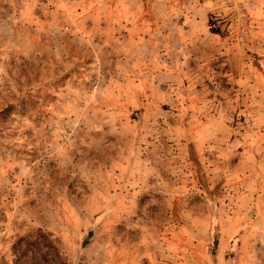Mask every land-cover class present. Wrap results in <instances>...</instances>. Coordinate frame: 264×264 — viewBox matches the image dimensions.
Instances as JSON below:
<instances>
[{
    "label": "rangeland",
    "instance_id": "rangeland-1",
    "mask_svg": "<svg viewBox=\"0 0 264 264\" xmlns=\"http://www.w3.org/2000/svg\"><path fill=\"white\" fill-rule=\"evenodd\" d=\"M0 264H264V0H0Z\"/></svg>",
    "mask_w": 264,
    "mask_h": 264
},
{
    "label": "trees",
    "instance_id": "trees-1",
    "mask_svg": "<svg viewBox=\"0 0 264 264\" xmlns=\"http://www.w3.org/2000/svg\"><path fill=\"white\" fill-rule=\"evenodd\" d=\"M32 251V256L30 257L31 259H33V258H37V256L35 255L36 253L35 252H33V250H31ZM44 255H46V254H44Z\"/></svg>",
    "mask_w": 264,
    "mask_h": 264
}]
</instances>
